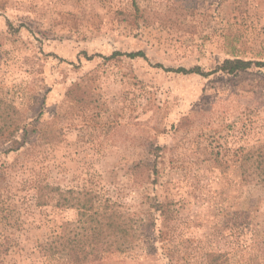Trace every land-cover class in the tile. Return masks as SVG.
Segmentation results:
<instances>
[{
	"label": "rangeland",
	"instance_id": "obj_1",
	"mask_svg": "<svg viewBox=\"0 0 264 264\" xmlns=\"http://www.w3.org/2000/svg\"><path fill=\"white\" fill-rule=\"evenodd\" d=\"M227 59L252 65L213 72ZM256 63L264 0H0V110L19 126L5 140L0 118V264H73L44 248L77 227L54 189L134 222L132 248L92 264H264Z\"/></svg>",
	"mask_w": 264,
	"mask_h": 264
},
{
	"label": "trees",
	"instance_id": "obj_2",
	"mask_svg": "<svg viewBox=\"0 0 264 264\" xmlns=\"http://www.w3.org/2000/svg\"><path fill=\"white\" fill-rule=\"evenodd\" d=\"M122 56L130 59H146L142 52L123 54L115 52L108 59ZM251 65L252 62L250 61L227 59L213 72L221 71L234 74L247 70ZM256 65L262 66L264 64L256 63ZM156 67L162 66L157 65ZM165 71L204 75L197 68L193 70L166 69ZM11 109L12 111L15 110L14 108ZM0 118L4 121V125L11 129L5 136V140H10L19 126L16 120L10 117V113L6 109L0 110ZM53 191H58V204L77 210V227L68 233L51 238L52 241L44 245L46 253L64 254L73 264H92L102 253L127 252L132 248L136 238L134 222L129 216L118 211V204L105 199L100 205H96L97 197L91 192L75 193L70 190L62 193L57 189ZM165 207V204L152 203V208L157 211H163ZM210 258L215 261L217 256L211 254Z\"/></svg>",
	"mask_w": 264,
	"mask_h": 264
}]
</instances>
